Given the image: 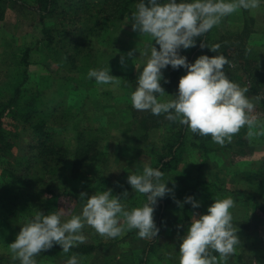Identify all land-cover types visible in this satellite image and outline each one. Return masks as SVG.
<instances>
[{"label": "rangeland", "instance_id": "374dc122", "mask_svg": "<svg viewBox=\"0 0 264 264\" xmlns=\"http://www.w3.org/2000/svg\"><path fill=\"white\" fill-rule=\"evenodd\" d=\"M132 2V9L109 29H84L79 27L80 22H78L77 25L70 27L73 33L58 34L56 41L49 49H32L27 67L30 75L27 87L41 90L44 101L47 103V106L44 105L45 108H43L47 109L51 106L53 113L57 104H60L58 107H62V111L65 109L64 106L67 109L72 103L71 95H74L77 103L80 105L83 103V110L79 115L80 124L97 128L98 136L101 138L102 156L97 162L86 163L76 172L69 170L71 162L68 160L63 173L54 177L44 176L37 169H27L24 166L23 156L29 152L30 135L20 128L14 129L13 132L17 136L11 155L0 158V182L4 189H9V192H3L0 198V256L6 254L12 258L9 244L13 242L24 222L37 210L45 214L50 213L46 209L47 195L44 191L48 186L61 192V196L56 201V211L62 212L64 214L62 218L67 219L72 214L79 213L83 206H78L74 196L80 195L81 192L90 196L95 191L103 189H111L113 195H121L124 191L119 193L117 188L127 184L129 173L142 172L146 164L151 166L147 147L140 143L128 142L129 136L135 132V112L139 111L132 107L130 96L133 90L128 88L130 85L123 76L125 74L139 75L140 69L135 67L139 66L143 60V57L139 56V51L146 43H150L147 35L140 36L138 32L132 30L130 21L125 24L127 17L135 10L136 0ZM13 5L12 2L0 1V99L8 96L10 88L7 81L22 47L35 40L36 44L41 45L39 40L42 34L37 28V17L34 16L33 19L25 15L24 17L21 13L22 8ZM263 6L264 0L259 8L238 10L221 22L229 29L237 30L245 18H253L254 28L257 32L261 31V35H254L256 37L253 36L254 38L249 40L251 50H257L258 43H264ZM49 23L52 24V22ZM222 30H224L223 26ZM152 43L158 48L155 41ZM255 45L257 46L253 47ZM261 48L264 49L262 46ZM129 51H132V58L127 56ZM121 56L124 57L123 64ZM108 67L118 84L98 85L94 79L87 77L90 69H107ZM56 70L61 71L62 78L55 76ZM168 70V68L162 70L163 77H166ZM225 72L230 80L247 90L246 95L254 104L250 116L257 119V130L261 136L258 138L259 143L254 151L245 146L242 149L243 154L232 156L225 152L224 158L215 160V166L207 168L205 172V177L225 182V196H231L236 201L231 211L240 244L227 261L219 257L217 260L218 264H264V182L258 186L256 178H251L254 176L247 175V171L244 172L246 168H251L254 172L260 160L264 159V150L261 148L264 145V114L257 103L258 97L264 98V88L255 95L250 89L251 80L237 72L236 68L230 70L225 66ZM70 77H74L75 82L71 81ZM65 79L67 82L64 81ZM77 81H82L84 84L81 85L80 82L77 84ZM169 98V94L159 97L161 100ZM55 119L58 122V129L72 123L70 118L65 122L62 121L64 118L60 115ZM6 128L13 130L9 125H6ZM255 130L256 128L253 129L254 132ZM160 133L161 129H152L151 133L149 132L150 140L159 141ZM63 134L67 135V138L64 137L65 142L71 147L74 146L75 133L66 130ZM142 135L143 132L139 128L135 136L141 138ZM7 159L11 160L12 165L10 164L6 169L8 171H5L3 164L5 166ZM17 161L19 164L16 163ZM227 165L231 166L232 172L230 167L226 169ZM241 168L244 169L243 172ZM258 177L261 178V174ZM167 187L173 188L174 193L180 187V182L177 178H172ZM127 191L128 199L122 201L126 207L131 209L140 206L142 202L141 198L137 197V193L129 189ZM253 199L258 203L257 207ZM166 217V224L177 227L179 219L177 208L169 209ZM169 227L157 240L156 248L148 259L149 264H179L177 249L179 240L173 232V234L169 232ZM134 231H128L121 237L110 239L99 235L93 228L85 225L83 229L85 242H96L100 250L82 258L83 264H130L131 259L128 261L126 257L132 255L133 259H136V256L141 253L140 248L145 244L144 239L139 238L137 234H130ZM237 256H240V262L237 261ZM2 261L0 257V263ZM37 262L38 264H66L65 260L57 259L56 261V259L43 257H40ZM15 264H18V261Z\"/></svg>", "mask_w": 264, "mask_h": 264}, {"label": "clouds", "instance_id": "9594fccd", "mask_svg": "<svg viewBox=\"0 0 264 264\" xmlns=\"http://www.w3.org/2000/svg\"><path fill=\"white\" fill-rule=\"evenodd\" d=\"M262 0H136L135 10L125 22H131L133 31L140 36L147 35L146 43L139 56L143 60L136 77V86L131 93L132 107L137 111L150 112L154 116L164 114L168 120H179L193 134L211 136L214 143L225 145L241 128L247 126L248 137L261 134L254 132L257 119L250 116L253 102L247 97L246 89L228 78L225 65L229 60L219 52L220 45L201 43L216 53L213 56L201 54L188 62L180 54L181 49L196 46V39L218 26L222 20L238 10L260 7ZM152 41L158 45L153 46ZM137 50V49H136ZM132 51L127 53L132 58ZM121 63L124 57L121 56ZM185 69L177 83V93L167 100L158 97L166 92L160 81L162 70ZM89 79L98 85L118 84L107 69H90ZM167 82V81H165ZM160 168L145 165L142 172L129 173L127 183L131 189L146 199L138 207L127 208L122 201L128 199V191L113 195L111 189L95 191L92 195L80 193L84 201L82 209L63 219L59 211H36L21 226L13 242L9 244L12 259L18 264H38L36 257L42 252L59 245L64 253L83 244L85 225L99 235L115 239L135 230L141 239L154 240L160 231L153 218L158 198L173 193L166 185ZM174 198V197H173ZM198 208L200 202L186 196L183 203ZM233 197L212 199L203 214L192 215L182 235L178 236L179 264H218L219 258L227 261L240 244L237 227L233 223L231 209L235 207ZM178 228L184 225H178ZM66 264H83L82 258L73 254Z\"/></svg>", "mask_w": 264, "mask_h": 264}, {"label": "trees", "instance_id": "16d2710c", "mask_svg": "<svg viewBox=\"0 0 264 264\" xmlns=\"http://www.w3.org/2000/svg\"><path fill=\"white\" fill-rule=\"evenodd\" d=\"M0 1L2 3L6 1L12 2L13 6L22 8V16L25 15L32 19L34 16L37 17L38 25L35 24L42 34L39 40L41 45L36 44L35 40L22 47V51L13 63L14 66L7 81L10 88L8 96L0 99V158L11 155L12 147L15 144V137L17 136L13 131L20 128L24 133L26 132L30 135L29 154L27 153L23 156L24 166L27 169H37L44 176L49 175L50 177H54L57 174L63 173L68 160L71 162L69 170L75 172L86 163L97 162L102 156L100 149L101 138L98 136L97 128L87 124H80L81 119L79 115L83 110L84 104L80 105V103H77V100L73 97L74 95H71L70 101L72 103L68 105L67 109L64 106L65 109L62 111V107H58L60 104L55 105L57 108L54 113L51 110V106L44 109V105L47 106V103L44 101L43 92L27 87V82L30 78L27 67L33 48L49 49L56 41L58 34L61 35L64 32L73 33V29L70 27L77 25L78 22H80L79 27L84 29H109L111 26L116 25L117 21L127 11L129 12L132 9L133 0ZM49 22H52V24ZM253 22V18H245L241 26H236L237 30H231L228 26L220 23L202 38H197L195 47L180 50V54L186 56L188 62H193L201 54L209 56L216 54L210 51L208 47H200L201 43L204 42L208 46L219 44V52L229 60V64L225 65L226 69L231 70L236 68L237 72L251 80L250 89L253 94L257 95L258 91L264 88V67L262 66L264 65V49L262 50L261 48V46L264 47V43H258V46H253H257V50H251L249 40L256 37L254 35H261V31L257 32L255 30ZM222 26L224 30H222ZM167 68L169 69L168 73L160 83L166 92L165 94L173 95L177 93V83L182 74L185 73V69H173L170 66ZM54 74L57 78L63 77L60 70H56ZM123 77L130 85L128 88L134 91L137 76L125 74ZM70 79L75 82L74 77H70ZM79 82L81 85L84 84L82 81H77V84ZM59 89L63 91L61 88ZM257 103L258 108L264 114V98L258 97ZM58 115L64 118L62 120L64 122L70 118L72 123L58 129V122L55 119ZM135 121V132L129 136L128 142L134 144L140 143L147 147L149 158H151V166L160 168L164 174V180L170 181L172 178H177L180 182V187L174 193L166 194L163 199L158 198V202L155 205L153 218L160 229L158 236L154 240L144 239L145 244L140 248L141 253L136 256V259L134 258L135 260L132 255L126 257L128 261L131 259L132 262L130 261V264H149L148 259L156 248L157 240L163 231L170 226L166 224V216L169 209H178V225H184V227L180 228L172 225L169 227V232H173L178 240V236L183 234L187 224L190 223L192 215L205 213L207 206L212 203V199L226 197L225 182H218L212 178L205 177L207 168L215 166V160L223 159L225 152L230 153L232 156L243 154L244 150L242 149L245 146L254 151L257 149L256 145L259 143L258 138L261 135L258 134L253 138H249L247 135L248 128L245 126L233 136L230 143L221 146L214 143L211 136L193 134L184 125H181L179 120H168L164 114L154 116L150 112L139 111L135 112ZM6 125H9L13 130L6 128ZM139 128H141L143 135L141 138H136L135 133ZM257 128L255 132H258ZM150 129H161L159 141L150 140ZM66 130L75 133L76 143L72 147L65 142L67 135L63 133ZM261 148L264 150V145ZM16 163L19 164V161ZM10 164L12 165L11 160L7 159L5 166L3 164L5 171H8L6 169ZM229 167L230 172H232L231 166L227 165L226 169H229ZM256 168L254 172L251 168H246L244 172L246 173L247 171V175L254 176L251 178H256V184L260 186L264 182V159L260 160ZM243 170L241 168L242 172ZM260 174L261 178L258 177ZM169 181H166L167 186ZM234 186L236 187V185ZM128 189L129 191H133L127 183L120 188L118 187L117 192L119 191L120 193ZM235 189L239 190V188ZM44 191L47 195L45 199L46 209H48V212H55L56 201L61 196V192L50 186ZM3 192H9V189H4L0 182V198ZM189 195L200 202L198 208H193L190 204L183 203L184 198ZM74 197L78 206L84 204L80 195ZM137 197L141 198L142 203L145 202L146 198L142 194L137 193ZM176 201L182 202L183 207H178ZM253 201L257 207L258 203L255 199ZM244 223L246 224L247 222L245 221ZM130 234L137 233L134 231ZM98 247L99 244L96 242H85L73 247L69 253H64L59 245H54L51 249L42 252L36 259L38 260L40 257H43L45 259H56V261L57 259L67 261L68 257L73 254L84 258L99 251ZM0 257L3 260L0 264H15L17 262L6 254ZM237 258V261L240 262V256H237Z\"/></svg>", "mask_w": 264, "mask_h": 264}]
</instances>
